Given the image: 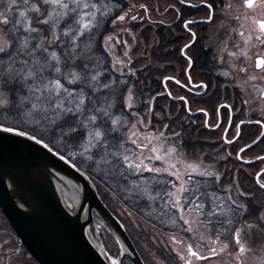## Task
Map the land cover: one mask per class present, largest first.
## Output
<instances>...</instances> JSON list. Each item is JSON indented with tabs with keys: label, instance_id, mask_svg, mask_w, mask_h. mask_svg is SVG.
Here are the masks:
<instances>
[{
	"label": "snow or ice",
	"instance_id": "obj_1",
	"mask_svg": "<svg viewBox=\"0 0 264 264\" xmlns=\"http://www.w3.org/2000/svg\"><path fill=\"white\" fill-rule=\"evenodd\" d=\"M178 2L193 9L202 7L206 15L200 18V23L212 22L217 15L216 0ZM255 3L256 0H242L240 6L252 9ZM260 4L264 6V0H260ZM141 7L147 10L146 4ZM172 7L179 13V9H175L174 5ZM115 11L116 5L109 7L94 0H0V157L6 149L20 160H31L34 153H51L73 168L79 165L85 175L90 171L102 174L104 168L101 164L115 170L124 166L130 171L141 170L142 163L137 162L134 156L125 154L122 149L126 138L122 140L121 134L124 125L129 123L123 112L126 110L128 115H133L131 110L139 106L144 113H148L150 108L155 107V97L144 102L137 96V87L130 83L137 70L131 67L132 57L127 51L123 59L109 56L112 52L110 42L118 37L110 34L104 35L102 42L99 40V35L103 34L98 31L101 24L106 23ZM126 17L132 21L143 19L138 15L129 17L128 13L121 11L111 22L115 25L118 21H125ZM197 22L195 19L183 21V27L192 36V40L181 49L189 67L194 62L184 50L193 46L196 40V33L189 25ZM254 23L259 27V36L264 37V19L254 20ZM246 39H251V36ZM98 47L104 52V60L96 56ZM109 59L110 64L105 62ZM255 67L264 72V56L256 57ZM125 74L130 75L125 78ZM187 78L191 80L190 75ZM251 78L255 79V76ZM164 79L180 83L174 76ZM197 86L205 90L209 87L203 81ZM184 87L187 88V85ZM181 100L186 102L187 98L181 97ZM221 107L230 108L231 105ZM198 111L206 110L201 108ZM134 118L137 123H144L145 117L140 113H136ZM254 122H264V113ZM247 123L249 121L230 124L235 133L232 140L226 142L231 144L242 139L241 125ZM213 126L219 125H209ZM172 135L179 136L180 133L173 132ZM261 142H264V133L251 144L240 147L238 158L244 160L245 156L240 153L251 150ZM251 160L264 161V155L250 157ZM187 167L192 173L199 172L202 176L211 177L206 188L225 187L216 183L224 173L213 171L209 166L201 170L199 164L190 163ZM151 170L168 171L167 168ZM173 175L176 179L169 181L171 187L163 191L162 195L156 192L153 197L147 185L140 189L149 199H159L162 205L159 222L181 230L187 226L186 230L194 236L197 233L192 228L193 213L197 222L206 220L207 226L214 222L221 226L215 240L211 236L207 237L206 245L202 236L194 246L175 234L168 235L165 255L166 258L174 259L175 264H194V261L215 256L217 247L223 251L230 246L221 240L222 235L238 247L239 253H244L246 245L243 237L248 231L252 228L264 230V201H256L253 195L240 186L238 179L228 184L226 187L229 191L223 194H200L199 185L191 187V175H188V184L178 173ZM253 175L257 186L264 190V183H261L264 168ZM20 179L14 172H9L6 186L16 189ZM233 188L234 193L231 191ZM24 206L19 204L20 208ZM245 218H251V223ZM237 222L241 224L240 227L235 226ZM202 246L208 256L201 254L199 249ZM12 251L20 253L21 250L13 248ZM126 254V249L116 255L107 251L103 253L109 264H123Z\"/></svg>",
	"mask_w": 264,
	"mask_h": 264
},
{
	"label": "flooded vegetation",
	"instance_id": "obj_2",
	"mask_svg": "<svg viewBox=\"0 0 264 264\" xmlns=\"http://www.w3.org/2000/svg\"><path fill=\"white\" fill-rule=\"evenodd\" d=\"M234 1H236V3H233L234 5H241L242 3V0ZM163 3L166 4V11L161 14V11L159 12L158 9L157 17L154 19L157 32L162 29L176 31L181 24L183 26V21L186 19H195L198 22L196 24L189 25V28H191L192 31L196 33V40L194 41L193 46L184 50L188 52L189 56H192L194 62L193 66L189 67L188 61L181 51L183 45L192 40L191 34L183 27L185 32L177 33V35L182 37L176 39L173 35L172 44L170 45L172 52L180 47V52L183 59L181 62L175 60L170 61L168 64L170 67V73L165 76H174L180 83L167 80L171 82V84L167 86V81L164 79L165 77L162 78V83L164 84L167 92L171 93L169 96L173 101H183L181 100V97H186L187 101H183L186 113L191 117H202L204 128L208 129L212 134L217 135V139L213 138L210 140H201L198 142V144L216 150L228 148H234L236 150V154L234 156L231 155V158L224 156L220 157V155H216L209 160L205 159L202 155L195 156L191 153H187L200 158V160H202L205 164L210 165L214 171L218 170L221 173H223L222 170L218 169L219 162L222 163L225 161L229 162L237 160L241 163L239 164L235 162L238 169H248V171H250L247 173L248 177L254 178L253 174L258 172L260 168H264V161H249V158L253 156L264 155V151H262V149H264V142L258 143L252 147L251 150H245V152L240 153V155L245 156L244 160H240L238 158L237 151L244 144H251L253 140L264 133V122L259 124L254 122L259 120L261 114L264 113V72H261L255 67L256 57L264 56V42H262L264 41V37L259 36V27L256 23H254V20L264 19V6H261L260 0H256L254 7L252 9H247V13H243L244 15L248 16V21L250 24V61L249 63H245L246 65L241 68L238 79L237 73L234 71L230 72L226 66H224L225 62L222 61L221 58L220 60L219 55L217 54L218 47H225L227 45L226 43L228 42V38H230L229 34H233V28H223V26L219 24L221 19L225 17L226 19H232L233 17L231 16L239 11L234 8L236 12L234 10H230L229 14L231 16H224V6L230 5L232 1L216 0L215 10L217 15L214 21L203 23L199 22L200 18L206 15V12L202 7L196 8L197 12L195 13H184L187 11V9L190 11L191 7L182 5L178 2V0H175V2L168 1L167 3L159 2L157 0V4ZM173 5L175 6V9H179V13L174 11L172 7ZM243 9L244 8H240L241 12L245 10ZM159 41L160 40H158V46ZM232 41L233 40H231V42ZM242 41L243 40H240V44H242ZM207 58L213 61L208 62ZM245 69H247V71H245ZM225 73H228V75H225ZM189 75L191 76V80L187 78ZM253 76H255V79L251 78ZM244 78H247L246 82L242 81ZM201 81L209 85L206 90L197 86ZM184 85H187V88H185ZM176 90L180 91V93L176 92ZM222 105H231V107H221ZM189 108L191 111H188ZM201 108L205 109L206 111H198V109ZM240 121H249V123L241 125L243 138L228 144L226 141L232 140V137L235 133L234 127L230 126V124L235 125ZM209 125L219 126L209 127ZM173 132L177 131L174 129L170 135H172ZM172 137L175 142L174 144L176 146L178 145L179 148L183 150L180 142L176 140L177 136L172 135ZM245 165H249V167ZM223 176L219 181H217V184L222 185ZM209 179H211V177H192L191 187L195 188L197 185H199L201 192L202 184L209 181ZM234 179H238V175H234L233 180ZM261 183H264V179L261 180ZM203 191L204 190H202V194L205 192L223 194L224 192L229 191V189L227 187L224 189L223 187H217L215 191L210 188L204 192ZM231 191L234 193L235 188L231 189ZM245 191L249 193L248 190L245 189ZM201 198L204 199L203 196ZM233 198H235V196H233ZM245 219L251 223V219ZM199 224L200 227L202 226L204 229V232H202V234H205L206 238L204 239V244H207V237L209 236L215 240L216 232L220 231L221 226L215 222L213 225L207 226L206 220L199 222ZM235 226L240 227L241 224L237 222ZM186 228L187 226H185V230ZM211 229H215V231ZM254 229L256 228L250 229L248 234L243 237L246 245V251L244 253H239L238 247L235 246V244L230 239L225 240V237L222 235L221 240L224 243H228L230 246L225 248L223 251L217 247V254L215 256H208L205 247L202 246L199 249L201 254L208 256V259L204 260V262H212L213 264H264V230L259 229V233L255 234L253 231ZM181 239L186 242H191L195 246L196 240L199 238L186 230V235L181 237ZM115 242H117V244H115ZM0 245L2 246L3 244L0 243ZM119 248L120 245L116 238L112 240L110 237V242L106 246L109 254L116 255V249L118 250ZM126 258H128V256L123 258V264ZM13 262L14 264H31L30 254L28 253L27 255L22 252L4 253L0 248V264H13ZM197 262L203 261L197 260L194 261V264Z\"/></svg>",
	"mask_w": 264,
	"mask_h": 264
},
{
	"label": "trees",
	"instance_id": "obj_3",
	"mask_svg": "<svg viewBox=\"0 0 264 264\" xmlns=\"http://www.w3.org/2000/svg\"><path fill=\"white\" fill-rule=\"evenodd\" d=\"M97 2H104L109 7L116 5L115 14L108 19L106 23H102L100 29L98 31H102V35H99V40L103 41L104 35H114L118 37V39H114L110 42L112 46V52L109 53L111 57H120L124 58V53L127 51V54L132 57L131 67L135 68L136 74L135 77L130 81V83L134 84L138 91L137 96L141 101L147 102L150 98L155 97L153 101L155 107L154 109H149L148 113H144L141 107L137 106L133 109L143 115L149 123L150 128H160L164 129L166 133L170 134L172 131H177L180 133L179 136L176 137V140L180 142L181 147L188 153H191L195 156H204L205 159H212L216 155H220V157H230L231 155L236 154V150L234 148L221 149L216 150L213 148H208L201 146L198 144L201 140H210L213 138L217 139L216 134H212L208 129L204 128L203 118L202 117H191L186 113L185 105L183 101H173L169 96L164 84L162 83V78L170 73L169 63L170 61H178L181 62L183 57L181 56L180 47H178L173 52L171 51L170 45L172 44L173 35L176 39H179L182 36L177 35V33H184V28L182 24L177 28L176 31L160 30L157 32L154 19H137L135 21L130 20L127 25V29L123 30V28H119L117 25L119 21L114 25L111 21L115 19L116 15H120L121 11L128 12L131 9L129 0H95ZM155 1L152 0V9L154 7ZM159 2L174 1L175 0H158ZM196 9L191 8L190 11L187 9L184 13H195ZM93 35H97V33H93ZM133 37L136 38L135 45L133 44ZM158 40L159 46H158ZM130 46V47H129ZM141 46L142 52L140 51ZM96 56L101 60H104V52L98 50L96 52ZM139 61V62H137ZM208 62H212L207 58ZM106 63H111V60H106ZM119 75V74H114ZM125 74V78H127ZM171 82L167 81L166 85H170ZM176 92H179L176 90ZM132 109V110H133ZM131 110V111H132ZM155 113H159V115H155ZM133 113V111H132ZM124 117L129 121L123 127V131L121 134L122 140L125 142L122 144V149L125 150V153H128L133 148V143L129 141L126 137V131L133 124L134 121V113L133 115H128L127 111L123 112ZM165 125L167 127H165ZM70 154V153H69ZM230 155V156H229ZM232 156V157H233ZM74 162H75V158ZM241 164L236 161H225L218 164V169L222 170L224 176L222 178V185L227 186V184L233 182L234 175H238V180L240 181V186H243L246 190L249 191L250 195H253L256 201L261 202L264 201V190H261L256 184L254 178L248 177L247 173L248 169L242 170L238 169L236 163ZM249 167V165H245ZM79 169L84 171L79 165L77 166ZM101 167L104 168L102 174H95L94 172H89L90 178L95 183L98 193L101 196L103 202L107 205V207L119 218L122 222L123 226L126 228L129 236L134 242L135 247L138 252L141 254L145 264H154V259L158 258L164 264H175V260L172 258H166L165 245L155 242L152 243V240L148 239L145 234H140L138 231L134 230L133 223L128 222L127 218H123L120 216L119 209L122 211H126L127 213H131L132 216L136 219H141L144 223L149 226L166 232L168 234H179L186 235V230H181L179 228H173L169 224H161L158 220L160 216V210L162 205L159 200L155 201L153 204L145 198L140 197V192L134 193L129 191L130 182L132 179H135L134 174L126 169V166L120 168L119 170H115L113 167H104L101 164ZM156 173V172H155ZM142 177H149L152 181L149 187L151 190H155L156 192H163L168 190L167 182L163 180H158V175H154L152 173H143ZM231 181V182H230ZM209 181L202 184V190H207L205 185L210 183ZM217 183V182H216ZM219 185V184H217ZM223 187V189L225 188ZM217 187H210L212 190H216ZM254 188V191H253ZM203 191V192H204ZM119 204L116 207V204ZM114 205V206H113ZM166 211V210H165ZM96 218H101L95 212ZM251 219V218H248ZM148 239L146 240V238ZM101 236L105 246L110 242L111 235L107 234V231L101 232ZM112 239V238H111ZM108 242V243H107ZM0 243L3 244L1 246V251L4 253L13 252V248H19L22 253L28 255V252L20 245L17 236L12 230L7 218L3 214L0 209ZM8 245L5 247V245ZM15 253V252H14ZM31 264H39L31 255ZM124 264H133L129 258L124 260Z\"/></svg>",
	"mask_w": 264,
	"mask_h": 264
},
{
	"label": "water",
	"instance_id": "obj_4",
	"mask_svg": "<svg viewBox=\"0 0 264 264\" xmlns=\"http://www.w3.org/2000/svg\"><path fill=\"white\" fill-rule=\"evenodd\" d=\"M9 172L21 177L16 189L6 186ZM19 204H25L24 208ZM0 209L21 246L39 264H109L95 212L121 250L126 249L123 258L145 264L90 176L51 153H34L31 160H20L5 150L0 157Z\"/></svg>",
	"mask_w": 264,
	"mask_h": 264
},
{
	"label": "rangeland",
	"instance_id": "obj_5",
	"mask_svg": "<svg viewBox=\"0 0 264 264\" xmlns=\"http://www.w3.org/2000/svg\"><path fill=\"white\" fill-rule=\"evenodd\" d=\"M232 3L230 5L224 6V16L229 15L230 10L237 9L239 11H235L236 14H233L231 17L232 19H226L223 18L219 21V24L223 26V28L232 29L233 28V34L230 35L228 38L227 45L223 48L218 47L217 54L219 55V59L221 58L222 61L225 62L226 68L231 72L234 71L237 73V78L239 79V72H241V68L245 66V63H249L250 61V51H249V39H246V37L249 36L250 32V24L248 21V16L244 15L243 13H247V9L244 8L243 12H241L240 8H242L240 5H234L233 3H236V1L231 0ZM94 2H97L94 0ZM131 9L128 10L129 17L132 15H138L143 18H150V19H156L159 12L161 11V14H163L166 11V4H157L155 1L154 7L152 9V0H129ZM100 3V2H97ZM105 4L104 2H102ZM147 5V10H145L141 5ZM230 6V7H229ZM131 19L126 17L125 21H119L117 25H119V28H123V30L127 29L128 22ZM231 40H233L231 42ZM240 40L242 41V44H240ZM136 38L133 37V44L134 46L136 43ZM130 47V46H129ZM141 46L140 51L142 52ZM235 54V55H233ZM220 59V60H221ZM230 66H229V65ZM242 81L246 82L247 78L243 79ZM135 108V107H134ZM135 114L137 111L135 109L132 110ZM143 116V115H141ZM135 125V127H133ZM146 125V127H145ZM150 124L147 123L146 119H144L143 124L137 123V120L134 118L133 124L128 128L126 131V137L133 143V148L131 151L125 154H129L134 156V158L137 160V162L142 163V168L139 172L137 171H131L134 174L135 179H132L130 182V192H140V197L147 198L151 204H153L155 201L159 199H149L148 195L145 194L143 191H140V189H143L145 185L149 187L151 184V180L149 177H142L143 172L148 171L147 173H152L154 175H158V180H163L164 182H167L168 190L170 189L171 185L169 184V181H174L176 177L173 175V173H178L181 179L188 184V175H191L192 177H205L202 176L199 172L192 173L191 169L187 167V164H199L201 165V170L204 169L205 166H209L211 170L214 171V169L208 165L205 164L200 158L192 156L188 154L186 151L179 148V146L175 145L172 135L165 132V130L162 128H150ZM140 145H144V147H140ZM153 149H156V151H153ZM126 152V151H125ZM158 157H163V159H160ZM155 168H167L168 171L166 172H156L152 171L151 169ZM156 191L152 190V196L155 197ZM163 192L161 193V195ZM166 199V197H165ZM114 206V205H113ZM119 204H116V207H118ZM166 210V209H165ZM120 216L128 220L129 224L133 223L134 230L138 231L140 234H145L148 239L152 240V243L156 244H168V233L163 232L161 230H158L156 228H153L149 226L148 224L144 223L141 219H136L126 211H122L121 209L118 210ZM167 211V210H166ZM187 215V214H186ZM96 224L99 229V232H105L107 231V234L111 235L109 237L114 240V235L112 234V231L108 228L106 223L102 220V218H96ZM131 225V224H130ZM192 228L197 233L196 237L200 239L202 236L204 239L205 234L204 229L202 226L200 227L199 222L195 219V214H192ZM202 230V231H201ZM201 231V234H200ZM255 234L259 233V229L253 230ZM178 238L181 239L183 235L175 234ZM144 236V235H143ZM145 237V236H144ZM146 238V237H145ZM146 238V240H148ZM117 244V242H115ZM257 247V246H256ZM1 248V245H0ZM117 248V247H115ZM120 248L116 252H120ZM154 264H164L161 262L158 258L154 259ZM196 264H213L212 262H197Z\"/></svg>",
	"mask_w": 264,
	"mask_h": 264
}]
</instances>
